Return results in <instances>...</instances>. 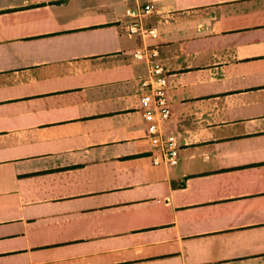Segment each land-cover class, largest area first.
Returning a JSON list of instances; mask_svg holds the SVG:
<instances>
[{
  "label": "crops",
  "instance_id": "0c3cea01",
  "mask_svg": "<svg viewBox=\"0 0 264 264\" xmlns=\"http://www.w3.org/2000/svg\"><path fill=\"white\" fill-rule=\"evenodd\" d=\"M145 3L157 36L127 34ZM0 264H264V0H0Z\"/></svg>",
  "mask_w": 264,
  "mask_h": 264
},
{
  "label": "built area",
  "instance_id": "2783aa9c",
  "mask_svg": "<svg viewBox=\"0 0 264 264\" xmlns=\"http://www.w3.org/2000/svg\"><path fill=\"white\" fill-rule=\"evenodd\" d=\"M154 10L151 3L136 4L125 9L128 21L125 31L129 35L156 37V28L147 27L144 20ZM134 60H145L148 63V73L140 81L143 89L140 95V108L146 124V135L156 152L152 155L154 165L166 164L173 166L178 162V143L174 135L165 134L162 124L170 117L171 109L168 97L167 72L158 60L156 48L142 46L132 55Z\"/></svg>",
  "mask_w": 264,
  "mask_h": 264
}]
</instances>
